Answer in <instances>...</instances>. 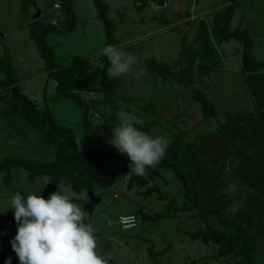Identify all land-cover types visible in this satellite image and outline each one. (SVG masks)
Segmentation results:
<instances>
[{
    "label": "rangeland",
    "instance_id": "rangeland-1",
    "mask_svg": "<svg viewBox=\"0 0 264 264\" xmlns=\"http://www.w3.org/2000/svg\"><path fill=\"white\" fill-rule=\"evenodd\" d=\"M70 1L75 27L55 32L47 41L54 47L59 66L73 65L76 76L96 88L83 95L95 105L87 126L83 120L85 110L58 95L57 82L46 69L31 38V24L36 20L68 24L67 10L60 1L0 0V57L11 60L16 84L25 95L51 108L60 124L72 127L80 148L100 145L98 139L104 134V122L119 123L120 110L141 118L143 124L136 127L153 137H164L168 147L177 139L186 144L198 136L213 133L227 121L228 113L247 125L264 145V131L256 128L261 117H252V113L263 110L257 95H264V72L245 74L242 71L243 48L238 41L219 43L214 39L216 50L210 49L218 56L214 66L204 72L205 83L210 88L203 92L218 114L208 120H204L205 113L195 102L192 90L179 85L176 77L163 80L152 70L157 62L171 65L176 68L175 72L185 67L184 59L193 50L192 43L201 22H206L212 30L216 17L220 19L226 13L225 0H159L164 6L158 5V0L155 4L152 0H99L107 6V16L114 22L117 47L136 57L132 71L114 79L112 104L104 103L100 90L103 66L100 53L107 36L98 2ZM230 28L248 29L254 42V58L264 60V0H238ZM184 69L188 74V69ZM141 70L144 74L137 79ZM203 70L195 68L191 76L197 72L204 75ZM5 76L0 72V80ZM3 109L0 104V161L14 156L37 162L51 160L54 153L46 148L40 135L16 127L18 123ZM106 141L108 147L118 152L110 144L112 139ZM226 145L233 146L235 152L219 153L208 162L203 159ZM251 146L242 131L234 127L227 135L200 142L196 148L200 158L185 160L183 164L189 168L187 174L194 199L212 208L226 202L224 217L236 218L254 232L255 262L264 264V153L254 151ZM252 150L254 155L249 153ZM102 161L101 183L93 191L100 202L92 203L88 191L77 193L64 184L59 186V193L87 213L84 223L91 224L97 241L96 252L108 258V264H226L227 260L232 263L238 260L234 256L227 260L219 258L218 246L202 243L194 236L207 228L208 221L218 226L217 218L211 216L206 220L195 211L172 169L159 168L160 176L149 185L130 188L127 175L120 170L124 161L108 156H103ZM12 175L10 184L4 182V174L0 177V241L4 240L0 254L5 257L4 263L11 258V264H20L11 247L18 228L11 198L16 193L25 198L39 196L49 180L39 176L31 181L29 172L22 167L14 168ZM153 186L158 190L145 195ZM166 208H170L172 215L158 222L146 221L138 214L142 210L154 215ZM133 213L139 216L138 227L130 231L121 229L117 225L118 217Z\"/></svg>",
    "mask_w": 264,
    "mask_h": 264
},
{
    "label": "trees",
    "instance_id": "trees-1",
    "mask_svg": "<svg viewBox=\"0 0 264 264\" xmlns=\"http://www.w3.org/2000/svg\"><path fill=\"white\" fill-rule=\"evenodd\" d=\"M62 3L68 13V24H54L43 23L40 20L34 21L31 25V38L36 43L41 57L46 65L49 74L54 77L57 82V93L59 96L74 101L78 106L85 110L83 120L84 125L87 126L89 122V115L94 108V101L87 102L83 95L84 93L96 90V88L80 80L75 73L73 65H58L55 60L54 47L48 44V37L60 31H68L75 27V15L71 6L70 0H58ZM100 7V18L104 20L107 45L118 46V41L115 37L114 22L107 16V6L96 0ZM228 3L222 18H217L214 21L212 30L206 22H201L195 40L192 43L193 50L187 55L185 60V67H182L184 75L190 76L193 69L204 72L208 68H212L217 62V56L211 53L216 50L214 39L219 43L229 40H236L242 45L243 65L242 71L245 74L264 72V60L258 61L253 56L254 42L252 35L248 29L231 30V20L234 17L238 0H225ZM224 11V10H223ZM224 19V23H222ZM66 28V29H65ZM210 49H212L210 51ZM103 61L101 71V88L103 91L104 103L113 102L115 98L116 82L114 79H109L107 76V68L110 67L107 57L101 56ZM201 59L203 62L199 61ZM206 61V62H205ZM188 69V74L185 69ZM152 70L163 80L171 77H176V68L171 65L157 62L153 65ZM0 72H4L6 76L0 80V104L4 106V113L17 122L19 129H27L33 133H37L41 137V141L46 148L53 151L54 156L49 161H33L22 156L7 157L0 161V177L4 174L3 180L10 184L13 180L12 171L14 168L22 167L29 172V179L34 181L37 177H46L49 183H54L58 186L64 184L70 187L73 191L81 193L83 191H94L96 185L101 183V170L103 168V156H108L113 159H120L124 161V165L120 170L128 177V186H147L153 180L160 176V169H172L176 178L184 188V195L187 200L191 202V206L195 207V211L201 213L208 220L209 217L215 216L217 218L218 226H214L210 221L207 223V228L197 234L195 237L199 238L202 243L214 244L218 246V257L227 260L230 256L238 258L234 263L226 261V264H257L255 262L256 250V235L245 227V225L238 219H228L223 215L226 202H223L220 207L212 208L208 205H202L194 199L193 189L190 183V178L187 174L188 167L183 164L185 160H197L200 158L196 148L200 142H207L210 139L218 138L232 132L234 127H238L249 143L253 145L254 150L264 153V145H262L252 134L251 129L232 117L230 113L227 115V121L222 122L220 126L211 134L201 135L196 137L194 141L182 144L178 139L174 141L170 147L166 149L165 156L153 167L146 169V174L137 176L130 172L129 164L131 163L127 155H121L107 146V139H112V130L119 125L117 122L105 121L103 124L104 134L99 137L98 141L101 143L96 146L94 144L86 145L83 148L79 147L76 134L72 127L60 124L51 108L43 106L35 100L30 99L25 95L21 87L16 84L15 73L11 60L6 57H0ZM195 95V102L201 106L205 113L204 120H208L216 116L214 104L206 98L203 91H193ZM263 104L262 111L252 113L253 119L264 117V95H257ZM152 106V105H151ZM151 106L147 107L150 108ZM113 118V117H111ZM203 120V121H204ZM104 142V143H102ZM235 148L231 145H226L216 148L211 154L203 158L206 162L213 159L219 153H232ZM207 167V164H205ZM158 190L157 186L150 187L145 195L151 194ZM134 214V213H133ZM141 218L150 222H158L164 217L172 215L170 208H166L162 212L151 215L144 211H138ZM138 218L139 216L135 213ZM5 257L0 254V264L4 263ZM116 264V263H115Z\"/></svg>",
    "mask_w": 264,
    "mask_h": 264
},
{
    "label": "clouds",
    "instance_id": "clouds-1",
    "mask_svg": "<svg viewBox=\"0 0 264 264\" xmlns=\"http://www.w3.org/2000/svg\"><path fill=\"white\" fill-rule=\"evenodd\" d=\"M100 54L110 64L109 79L130 73L136 63L135 56L114 45H107ZM143 74L141 70L136 78ZM117 118L119 125L112 130L110 144L121 155H127L131 173L143 176L147 168L165 156L169 142L162 136L153 137L139 130L136 126L143 121L132 113L120 110ZM10 206L18 225L11 247L20 264H108V258L96 252L97 241L91 224L84 223L87 213L59 191L47 200L41 195L25 198L16 193ZM135 221V216L120 217L125 229L134 227ZM5 264H11V258Z\"/></svg>",
    "mask_w": 264,
    "mask_h": 264
},
{
    "label": "water",
    "instance_id": "water-1",
    "mask_svg": "<svg viewBox=\"0 0 264 264\" xmlns=\"http://www.w3.org/2000/svg\"><path fill=\"white\" fill-rule=\"evenodd\" d=\"M156 3H158V5L164 6V3H159V0ZM154 4H155V1H154ZM37 18H38V16H37ZM206 78H207L206 74L202 75L198 72L196 74V77L186 76V75H184L182 68L178 69V71L176 72V79H177V82L179 83V85L185 86L192 91H205L206 89H209L210 86L205 83ZM57 191H59L58 185H56L54 183H48L44 187V189L40 195L44 199L47 200L52 193L57 192ZM89 195H90L91 200L94 203L100 202V199L95 197L93 191H89ZM2 242H4V240H1L0 244H2Z\"/></svg>",
    "mask_w": 264,
    "mask_h": 264
},
{
    "label": "built area",
    "instance_id": "built-area-1",
    "mask_svg": "<svg viewBox=\"0 0 264 264\" xmlns=\"http://www.w3.org/2000/svg\"><path fill=\"white\" fill-rule=\"evenodd\" d=\"M121 216H135V217H136L135 226L132 227V228H129V229H125V228L122 226L121 222H120V217H121ZM109 225L112 226V223L110 222ZM117 225L120 226V228L123 229V230L130 231V230L136 229V228L138 227V218H137V216L134 215V214L120 215V216L118 217Z\"/></svg>",
    "mask_w": 264,
    "mask_h": 264
},
{
    "label": "crops",
    "instance_id": "crops-1",
    "mask_svg": "<svg viewBox=\"0 0 264 264\" xmlns=\"http://www.w3.org/2000/svg\"><path fill=\"white\" fill-rule=\"evenodd\" d=\"M259 119H261L262 121H258V127H256L257 128V130L259 129V131L261 130V131H264V117H261V118H259ZM258 119V120H259ZM251 147H253V146H251ZM255 151V150H254ZM254 151L252 150V151H250L249 153H250V155H254L255 153H254ZM235 152V151H234ZM234 152H232V154L234 153ZM263 153V152H262ZM247 162V161H246ZM249 162V161H248ZM251 163H254L253 161H251V162H249V164H251Z\"/></svg>",
    "mask_w": 264,
    "mask_h": 264
},
{
    "label": "flooded vegetation",
    "instance_id": "flooded-vegetation-1",
    "mask_svg": "<svg viewBox=\"0 0 264 264\" xmlns=\"http://www.w3.org/2000/svg\"><path fill=\"white\" fill-rule=\"evenodd\" d=\"M152 1H153L152 4H154V1H155V0H152ZM190 76H191V75H190ZM192 77H196V76H192ZM205 80H206V79H205ZM92 203H94V202L92 201ZM90 207H91V206H90Z\"/></svg>",
    "mask_w": 264,
    "mask_h": 264
}]
</instances>
